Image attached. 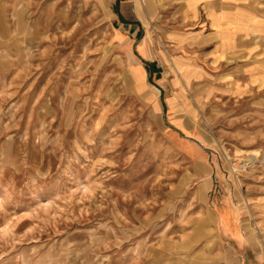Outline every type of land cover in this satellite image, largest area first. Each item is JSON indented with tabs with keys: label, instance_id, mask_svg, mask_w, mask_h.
Segmentation results:
<instances>
[{
	"label": "rangeland",
	"instance_id": "374dc122",
	"mask_svg": "<svg viewBox=\"0 0 264 264\" xmlns=\"http://www.w3.org/2000/svg\"><path fill=\"white\" fill-rule=\"evenodd\" d=\"M116 1L0 0V264H264V0Z\"/></svg>",
	"mask_w": 264,
	"mask_h": 264
},
{
	"label": "crops",
	"instance_id": "0c3cea01",
	"mask_svg": "<svg viewBox=\"0 0 264 264\" xmlns=\"http://www.w3.org/2000/svg\"><path fill=\"white\" fill-rule=\"evenodd\" d=\"M126 1H128V0H117L115 2V5L117 6V9L119 10L118 11V13H119V20L121 19L122 21H124L126 23H132V22H130V18L125 14L126 13V9L125 8L127 7V6H125L126 5L125 4ZM134 7H135L136 13H137L138 9H137V6H136L135 2H134Z\"/></svg>",
	"mask_w": 264,
	"mask_h": 264
},
{
	"label": "bare ground",
	"instance_id": "6f19581e",
	"mask_svg": "<svg viewBox=\"0 0 264 264\" xmlns=\"http://www.w3.org/2000/svg\"><path fill=\"white\" fill-rule=\"evenodd\" d=\"M218 214V213H217ZM235 218V217H234ZM223 220H225V224L228 225L229 227L230 226H233L234 225V221L233 219L231 218L229 212H227L226 214L223 215ZM237 221V220H236ZM240 227V226H239Z\"/></svg>",
	"mask_w": 264,
	"mask_h": 264
}]
</instances>
